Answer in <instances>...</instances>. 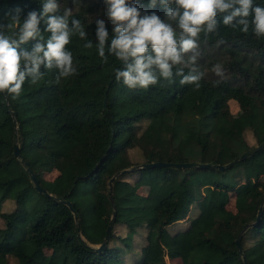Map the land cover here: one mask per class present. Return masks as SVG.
<instances>
[{"label": "trees", "instance_id": "1", "mask_svg": "<svg viewBox=\"0 0 264 264\" xmlns=\"http://www.w3.org/2000/svg\"><path fill=\"white\" fill-rule=\"evenodd\" d=\"M42 2L0 0V24L7 23L9 11L20 8L23 18L39 11ZM254 2L264 6V0ZM137 4L142 12L156 11L163 18L159 4L152 9L147 0ZM72 6V0H61V12ZM105 13L103 0H81V8L74 10L93 42L86 49V41L72 37L67 47L74 75L56 82L57 71L42 68V79L35 85L26 80L17 99L0 93V264H8L9 257L17 264H119L122 250L108 244L113 228L104 249L89 247L102 243L113 209V227L121 224L127 230L121 239L125 248L138 229H146L139 264H165V255L182 264H243L235 240L247 225L241 237L245 260L264 264V205L256 222L264 198V149L224 172L170 167L126 171L112 183L113 204L108 197L113 175L134 166L129 150L140 151L141 164L225 165L254 148L245 142V131L253 133L257 146L264 142V37L251 27L242 33L221 25L217 34L205 40L202 33L198 41V67L204 73L199 87L174 77L172 83L161 79L146 90L128 89L115 79L114 68L121 62L99 57L95 25L88 24L98 15L107 20ZM43 35L47 39L49 33ZM22 47L30 50L31 44ZM216 64L222 65L223 77L214 73ZM230 100L241 111L237 118L228 110ZM15 140L40 187L56 199L35 189L14 156ZM58 165L60 176L43 180ZM134 173L139 174L135 181L122 180ZM148 186L147 196L137 193ZM231 192L234 214L225 209ZM8 201L13 210L1 212ZM64 201L78 216L77 224ZM192 203L196 216L187 228L169 234L167 227L184 219ZM77 226L86 241L78 237Z\"/></svg>", "mask_w": 264, "mask_h": 264}, {"label": "clouds", "instance_id": "2", "mask_svg": "<svg viewBox=\"0 0 264 264\" xmlns=\"http://www.w3.org/2000/svg\"><path fill=\"white\" fill-rule=\"evenodd\" d=\"M103 2L107 20L98 15L88 24L95 25L99 57L107 62L114 56L121 62L122 67L114 68L115 79L128 89L146 90L161 79L172 83L174 77L199 87L204 73L198 67V41L202 33L205 40L217 34L221 25L242 33L251 27L257 37H264V6L254 0H147L149 9L159 4L163 18L156 11L142 12L137 0ZM72 5L61 12V0H43L39 11L23 18L20 8L5 14L7 23L0 24V93L17 99L26 80L35 85L42 79V68L55 69L56 82L76 73L67 46L74 35L86 41V49L93 42L87 26L74 17L81 0H72ZM44 32L49 33L47 39ZM28 44L30 50L22 47ZM213 71L224 75L221 64Z\"/></svg>", "mask_w": 264, "mask_h": 264}, {"label": "rangeland", "instance_id": "3", "mask_svg": "<svg viewBox=\"0 0 264 264\" xmlns=\"http://www.w3.org/2000/svg\"><path fill=\"white\" fill-rule=\"evenodd\" d=\"M227 105H228V110L230 114L232 115V117L237 118L240 116L241 111L239 109L238 104L235 101L230 100L228 101ZM145 125H146L145 123H142L141 127L143 128L145 127ZM243 137L249 147L257 146V142L253 136V133L250 130L245 131ZM128 154L134 166L142 163L143 159L141 157V153L137 149L129 150ZM60 166L61 165L56 166L57 168H55L49 173H44L42 175L43 180L48 181V182H53L54 180H56L61 174V171L59 169ZM233 174H236V171H234ZM138 175H139L138 173H134L133 175L132 174L125 175L122 177V180L133 182L135 181V179H137ZM149 188H150L149 186L147 188H141L138 190L137 193L143 196H147L149 192ZM194 204L195 203H192L190 205L189 212L184 219L167 227V231L169 232V234L173 235L176 232H179L183 230L184 228H187L190 220L194 216H196L198 212ZM13 208H14L13 202L8 201L2 205L1 212L2 211L9 212V211H12ZM225 209L233 214L236 213L235 194L233 192L228 194V202L225 206ZM2 227H3V221L0 218V228ZM126 234H127V230L123 225L121 224L115 225L113 227V232H112L113 238H111L108 244L110 248H116V249L122 250V252L118 256L119 264H139L140 263V260H139L140 251L143 248V246L146 244V240H145L146 229L141 228L137 230L136 234L132 238L130 247L128 248H125L123 243L121 242V239L124 238ZM80 237L82 240L86 241L85 236H80ZM93 246H97V245H93ZM45 254L50 255L51 251L46 250ZM164 263L165 264H182L180 259H171V258H168L166 255L164 256ZM8 264H17V262L12 257H9Z\"/></svg>", "mask_w": 264, "mask_h": 264}, {"label": "water", "instance_id": "4", "mask_svg": "<svg viewBox=\"0 0 264 264\" xmlns=\"http://www.w3.org/2000/svg\"><path fill=\"white\" fill-rule=\"evenodd\" d=\"M103 107H106V96L104 97ZM12 118H13V125H14V127L16 129L17 128V123H16V120H15L14 114H12ZM262 149H264V142L259 144L258 146H255L254 148L244 152L237 159H235L232 162H229V163H227L225 165L210 164V163H178V164H175V163H161V162H152V163H146V164L137 165V166L132 167L129 170H122V171L117 172L116 174L113 175V177L108 182V197L110 199L111 204H113L112 194H111L112 183L118 177L122 176L126 171L142 170V169L146 170V169L170 167V168H175V169H191V168L209 169V168H212V169L224 172V171L230 169L236 162L243 161L244 159H246L250 155H252V154H254V153H256V152H258V151H260ZM13 152H14V156L17 159L20 160L21 165L25 168V170H26V172H27L32 184L34 185L35 189L39 193L44 194L45 196H47V197H49L51 199H56L55 197L49 195L44 189H42L40 187V185L38 183V180L36 179V176L33 173V171L27 166V163L20 158V152H19V147H18V144H17V140H15V142H14ZM62 203L65 204L69 208V210L73 214L74 222L77 224L78 216L75 214V211L72 208L71 204L69 202H67V201H64ZM263 205H264V198H263V200H262V202H261V204H260V206L258 208L257 215H256V222L259 221V219H260V216H261V213H262V209H263ZM114 218H115V211L113 209L111 217H110L109 222H108V226H107L106 231H105V235H104L103 241H102V243L99 246L94 247L97 251H101L102 249H104L106 247V244L109 241V238H110V235H111V232H112ZM249 226L250 225L245 226L241 230V232L239 233L237 239L235 240V247H236L237 253L240 256L243 264H248V263L245 260V257H244L243 252H242L241 237H242V234L244 233V231ZM76 230H77V233H78V237L80 238L78 226H77ZM89 247H91V246H89ZM91 248H93V247H91Z\"/></svg>", "mask_w": 264, "mask_h": 264}, {"label": "bare ground", "instance_id": "5", "mask_svg": "<svg viewBox=\"0 0 264 264\" xmlns=\"http://www.w3.org/2000/svg\"><path fill=\"white\" fill-rule=\"evenodd\" d=\"M80 238H81V237H80ZM90 246L93 247V248L95 247V246H92V245H90ZM98 246H99V245H98ZM96 247H97V246H96ZM94 249H95V248H94Z\"/></svg>", "mask_w": 264, "mask_h": 264}]
</instances>
